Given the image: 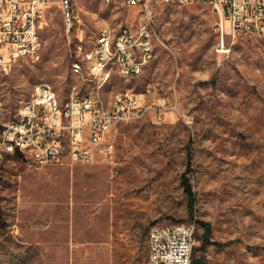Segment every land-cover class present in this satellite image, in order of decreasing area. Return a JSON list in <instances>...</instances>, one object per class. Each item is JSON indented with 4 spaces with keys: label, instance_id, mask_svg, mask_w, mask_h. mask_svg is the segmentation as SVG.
I'll list each match as a JSON object with an SVG mask.
<instances>
[{
    "label": "rangeland",
    "instance_id": "obj_1",
    "mask_svg": "<svg viewBox=\"0 0 264 264\" xmlns=\"http://www.w3.org/2000/svg\"><path fill=\"white\" fill-rule=\"evenodd\" d=\"M73 3L87 45L104 23L117 31L138 18L121 2ZM157 17L155 58L131 78L112 71L102 90L109 100L150 89L144 116L111 130L110 160L0 161V264H147L150 228L174 223H195L200 264H264V37L233 35L224 23L222 46L209 6L164 8ZM72 35L52 5L38 53L0 75L6 118L41 84L61 102L88 95L89 77L71 71Z\"/></svg>",
    "mask_w": 264,
    "mask_h": 264
},
{
    "label": "built area",
    "instance_id": "obj_2",
    "mask_svg": "<svg viewBox=\"0 0 264 264\" xmlns=\"http://www.w3.org/2000/svg\"><path fill=\"white\" fill-rule=\"evenodd\" d=\"M121 2L138 9L135 24L120 26L117 31L104 23L101 40L87 45L80 16L71 6V0H0V69H7L16 54H23L33 47L28 39L39 35L47 22L52 5L60 10L67 32L73 31L70 52L71 71L75 75L93 76L102 60L119 58V65L112 71L137 75L136 44L131 43L135 25L152 27L161 9L188 5L209 6L220 22L214 32L223 46L225 25L232 34L264 36V0H106ZM144 53L151 59V50L145 46ZM158 40V38H157ZM150 93L128 94L118 92L108 100V108L100 109L98 95H73L66 102L51 99L47 84L36 87V94L24 108L22 124L6 118L0 102V161L6 154H16L38 167L61 164L66 159L71 165H94L100 158L110 160L115 144L110 139L111 130L119 123L136 120L149 107L144 96ZM162 111L155 113L156 121L163 119ZM195 223L155 224L147 235V264H192L195 246Z\"/></svg>",
    "mask_w": 264,
    "mask_h": 264
},
{
    "label": "bare ground",
    "instance_id": "obj_3",
    "mask_svg": "<svg viewBox=\"0 0 264 264\" xmlns=\"http://www.w3.org/2000/svg\"><path fill=\"white\" fill-rule=\"evenodd\" d=\"M71 6L76 11L73 0H71ZM157 18L158 17H156L154 21V31L155 32H156L155 25H156ZM143 35H146L145 46L147 47L148 50H151V59H147V56H145L144 44H141L143 42ZM96 40H101V36L98 37ZM156 40L157 38L153 36L152 27L143 28V25H135V33H134V36H131V43L136 44L137 63H138L137 75L142 73L143 67L147 62L155 58ZM39 45L40 43H39L38 35H35V38H29L28 46H38V47H33V48L28 49L26 51V57L36 55L38 53ZM20 58H23V54H16L15 59H12V62L9 64V70L11 69V66ZM115 65H119V58H111L107 60H102L100 64L96 66L93 76L89 77V81L92 84V89L86 96H92L93 93H96V95H98L100 109L108 108V100H105L101 94H102V90L105 88L106 84L110 81V78H111V76L110 78H106V74L111 68H114ZM7 73H8L7 69H0V75L1 74L5 75ZM119 74L125 78L132 77V76H127V73H119ZM47 92L51 94V99L60 100L57 92L50 85H47ZM123 92H127L128 94H137L133 91H123ZM34 94H36V90L31 95V97H34ZM30 98L26 100L25 102H23L20 108V111L18 112L15 118V124H22V117L24 116V108H28Z\"/></svg>",
    "mask_w": 264,
    "mask_h": 264
},
{
    "label": "trees",
    "instance_id": "obj_4",
    "mask_svg": "<svg viewBox=\"0 0 264 264\" xmlns=\"http://www.w3.org/2000/svg\"><path fill=\"white\" fill-rule=\"evenodd\" d=\"M185 189H186V191L188 192V194H189V196H190V205H189V207H190V211L192 212V209H193V207H194V198H193V194H192V192H191V189H190V186L187 184V186L185 187ZM204 228H205V231L207 232L208 231V228L206 227V225L205 224H201ZM201 263V261H199V260H195V259H193L192 260V264H200Z\"/></svg>",
    "mask_w": 264,
    "mask_h": 264
}]
</instances>
